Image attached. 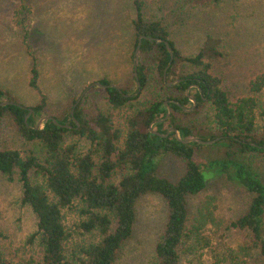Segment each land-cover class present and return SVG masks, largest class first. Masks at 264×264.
I'll return each mask as SVG.
<instances>
[{"label":"trees","instance_id":"1","mask_svg":"<svg viewBox=\"0 0 264 264\" xmlns=\"http://www.w3.org/2000/svg\"><path fill=\"white\" fill-rule=\"evenodd\" d=\"M132 6L136 15L132 21L134 51L140 35L153 39L142 40L136 57L140 89L133 72L123 86L112 87L108 80L97 81L107 88L94 85L105 91L112 109L127 107L130 111L124 134L114 128L111 113L91 110L89 90L75 107L79 97L74 95L60 112L49 114L46 96L39 88V57L27 43L31 7L22 1L13 13L31 55L29 86L39 90L40 102L22 106L10 93L0 90V124L9 118L19 136L35 145L26 155L0 147V173L9 181L17 178L21 203L36 217L28 242L39 248L41 257L33 264H116L134 234L136 204L146 194L161 196L167 209L164 228L154 246V264H183V260L184 264H196L197 260L203 264L204 256L211 264H250L255 251L264 264V183L250 160L251 155L264 152V126L256 127L254 114L260 102L254 97L229 101L207 61L219 55L215 39L207 37L197 53L185 56L160 19L145 18L143 0H132ZM166 42L173 51L168 68ZM178 79L179 83L167 85ZM263 86L264 75H260L251 81L250 90L257 93ZM190 97L196 101L192 110ZM3 102L12 103L3 106ZM165 102L171 108L170 116L152 128L161 135L173 129L163 137L151 133L149 127L166 116ZM29 109L32 111L25 120ZM46 115L52 119L36 129ZM176 131L182 140L220 139L209 145L183 143ZM70 135L86 140L87 149L78 151L76 143L67 142ZM166 155L183 163L177 179L160 174L159 163ZM118 170L120 178L114 180ZM217 176L249 195L246 209L233 222L234 227L248 231L250 243L246 247L213 249L202 224H190L188 199L202 193L208 181ZM66 209L78 211L81 220L77 228L81 233L95 234V241L68 247L71 233L64 223ZM0 264H11L2 250Z\"/></svg>","mask_w":264,"mask_h":264},{"label":"rangeland","instance_id":"2","mask_svg":"<svg viewBox=\"0 0 264 264\" xmlns=\"http://www.w3.org/2000/svg\"><path fill=\"white\" fill-rule=\"evenodd\" d=\"M22 1L32 10L27 43L39 57V88L46 96L49 114L60 112L74 95L81 100L89 90L91 110L111 113L114 128L124 134L130 111L127 107L112 109L105 91L90 85L108 80L119 87L131 77L132 21L136 16L132 0H0V90L10 93L20 105L31 107L40 102V93L29 86L31 55L12 18ZM143 1L145 18L160 19L183 55L197 53L207 37L216 40L219 55L207 60L211 73L220 78L231 103L256 98L261 106L254 110L255 124L264 126V86L257 93L250 90L251 81L264 75V0ZM66 141L76 143L78 151L89 145L76 135ZM0 147L18 149L23 155L35 149L19 136L7 117L0 124ZM250 157L264 183V152ZM159 171L174 180L182 174L183 163L166 155L160 160ZM120 175L118 170L113 179ZM21 193L16 177L9 181L0 173V250L11 264H33L41 257L39 248L28 242L36 217L21 203ZM248 200L243 188L223 176L214 177L202 193L188 199L190 224H202L213 249L246 247L250 243L248 231L234 227L233 222L244 212ZM166 211L159 195L146 194L138 200L134 234L116 264H154V246L164 228ZM80 220L76 209L64 210V223L71 233L69 248L97 239L93 233H81L77 228ZM207 258L204 256L203 264H211ZM250 264H262L256 251Z\"/></svg>","mask_w":264,"mask_h":264},{"label":"water","instance_id":"3","mask_svg":"<svg viewBox=\"0 0 264 264\" xmlns=\"http://www.w3.org/2000/svg\"><path fill=\"white\" fill-rule=\"evenodd\" d=\"M143 39H149V40L153 41L152 38H147V37H145L144 35H140V36L138 37V39H137V45H136V48H135V51H134V55H133V60H134V70H133V74H134V76H135V78H136V80H137L138 89H140V85H139V81H138V74H137V68H136V66H137V65H136V57H137V55H138V53H139V51H140V47H141V43H142V40H143ZM166 46H167L168 52H169V54H170V61H169L168 65H167V68H168V67L170 66L172 60H173V51H172L171 47L169 46L168 42H166ZM164 80H165V73H164ZM180 81H181V80L178 79V80H176V81H174V82L167 83V85H168V86L175 85L176 83H179ZM93 85H96V86H98V87H102V88H107V87H108V86L103 85V84H101V83H99V82H94V83H92L90 86H93ZM110 86H112V87H116V86L113 85V84L110 85ZM85 91H86V90H84V91L82 92L81 96H83V94L85 93ZM188 91H189V89L187 90V92H188ZM190 100H191L192 103H193V106H192V108L190 109V110H192V109L195 107V105H196V101H195V99H194L193 97H190ZM79 102H80V97L77 99L76 103L74 104V107H75ZM10 103H12V102H3V103H1V104H2L3 106H5V105L10 104ZM165 104L167 105V114H166V116H165L163 119L154 120V121L150 124V127H149V130H150L151 133L158 134V135L163 136V137L167 136L171 131H173V129H172V128H169L166 134L161 135V134H159L158 132H156L155 130H153L152 128H153V124H155V123H157V122H162V121L166 120V119L170 116L171 108H170V106L168 105L167 102H165ZM74 107H73V109L71 110V114H72V115H73ZM31 111H32V110L29 109V113H28V115L25 117V120H27V118H28V116L30 115ZM49 119H52V117H51V116H44V117H42V118L37 122V125H36L35 128H36V129L41 128V126L43 125V123H44L46 120H49ZM54 121H55V120H54ZM74 122L78 124V122L76 121L75 118H74ZM67 127H70V126H67ZM176 137H177L178 140L182 141L183 143H189V142H193V141H194V142H198V143H200V144H207V145L212 144V143H214V142H216V141H218V140L220 139V138H216L215 140L203 141V140H200V139H197V138H190V139H187V140H182L181 137L179 136V133H178L177 131H176Z\"/></svg>","mask_w":264,"mask_h":264}]
</instances>
